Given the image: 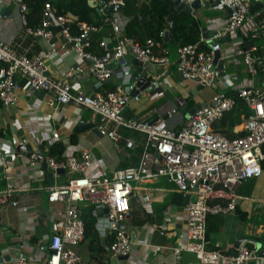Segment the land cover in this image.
Listing matches in <instances>:
<instances>
[{"label": "built area", "instance_id": "obj_1", "mask_svg": "<svg viewBox=\"0 0 264 264\" xmlns=\"http://www.w3.org/2000/svg\"><path fill=\"white\" fill-rule=\"evenodd\" d=\"M6 1L0 0V9ZM180 1L186 6L194 1L208 3L204 11L217 12L204 22L207 37L200 33L196 42L178 45L172 53L159 40L147 39L139 44L127 38L124 34L127 20L120 12L108 14L103 7L96 8L103 20L110 24V40L113 42L108 47L106 38L99 41L104 49L100 55L90 50V35L99 30L98 26L75 23L74 16L56 14L53 7L46 3L39 24L30 29L26 27V5L22 0L13 1L25 33L48 41L58 28L63 40L71 44L78 57L91 62L89 72L95 78L97 91L89 95L73 89L67 79L75 70L67 72L62 79L51 76L45 58L52 49L35 55L18 54L9 43L1 40L0 102L6 107L15 106L19 97L17 91L31 97L35 91L42 90L51 105L71 104L88 109L92 114L89 122L115 146L122 144L125 149H140L137 164L101 174L90 172L92 153L89 150L63 155L60 159L39 149L30 150L29 166L47 165L54 181L60 176L59 170L66 173L60 183L46 187V203L60 205L61 209L55 213V219L42 228V240L38 246L43 258L38 264H84L75 251L85 236L80 214L82 206H91L90 214L95 218L96 231L111 236L112 241L108 245L110 253L115 257L129 254L132 245L126 237L125 220L130 212V198L144 182L156 179L178 193L195 195V200L185 208V234L172 248L174 258H180L182 252L192 253L199 264H219L221 261L247 264L257 258L247 238L239 240L236 247L223 249L216 245L209 248L205 233L209 216L235 211L240 183L262 174L264 0ZM102 2L104 6H123L121 0ZM256 5L258 7L251 11ZM74 23L78 27L76 34L71 32ZM170 28L171 23L167 22V26L158 33V38H168ZM224 38L228 40L224 41ZM216 52H219V57L214 62ZM171 54L175 55V62ZM132 58L148 68L153 94L140 89L133 81ZM173 63L182 80L196 87L202 85L203 88L213 89L209 100L193 113H189L186 97L175 96L167 109L153 114L154 119L127 114L130 104L139 102L143 95L151 99L162 96L161 79ZM152 66H158L159 71L150 72ZM229 70L234 72L230 74ZM239 70L245 74L244 78H239ZM17 79L25 84L19 86ZM113 79L114 88L106 89L105 86ZM227 91L236 93L250 111L241 122L243 134L234 138L214 130L220 117L235 107L236 100L227 95ZM47 117L51 118L50 115ZM59 140L56 130L41 137V141L48 146ZM4 142L0 139L2 169L7 166L8 157L16 154L12 149L3 150L6 146L12 147ZM19 145H22L20 140ZM22 152L27 153L26 150ZM15 190L17 188L12 185L0 189V202ZM143 196V204L149 207L150 194L146 192ZM11 205L18 212L21 223H27L30 209L15 200ZM15 250L14 256H10L7 262L2 258L0 264H27L24 245L21 243Z\"/></svg>", "mask_w": 264, "mask_h": 264}, {"label": "crops", "instance_id": "obj_2", "mask_svg": "<svg viewBox=\"0 0 264 264\" xmlns=\"http://www.w3.org/2000/svg\"><path fill=\"white\" fill-rule=\"evenodd\" d=\"M13 1L7 0L5 5L10 8L11 17L0 18V41L9 43L18 54L35 55L47 53L52 49L45 58L51 76L62 79L67 72L75 70L67 79L72 88L93 95L97 88L95 80L88 76L91 62L78 57L71 44L63 40L58 28L54 30L53 37L48 41L25 33L20 26L16 7L11 5ZM192 13L199 23L200 33L203 36L201 30L205 27L204 22L208 16L203 15L202 8ZM101 38H106L108 43L112 42L110 30L99 29L90 35V41L93 42H98ZM170 43L165 47L170 49L168 47ZM92 52L95 53V50L92 49ZM129 58H131L130 54ZM172 59L175 62V56ZM151 68L150 72L160 69L158 66ZM171 69L174 70L172 75H170ZM175 74L178 75L173 63L168 67L166 76L161 79L162 96L151 99L148 95H143L139 102L130 104L127 114L148 118L155 112L167 109L175 96L186 97L189 110L196 104H205L209 100L213 89L204 95L196 90V86H194L196 88L194 96L184 93L169 97L167 86L170 76L175 77ZM237 74L239 78L245 77L241 70ZM180 80L184 81L181 78ZM17 83L19 86L25 84L21 79H17ZM111 83L115 84V80L113 79ZM17 92L19 97L15 106L6 107L0 102V139L12 146L11 148L6 146L3 150L12 149L16 153L15 156L8 157L6 168L0 171V189L4 190L8 185L17 188L0 202V262L2 258L7 262L10 256H14L15 249L22 243L28 258L27 264H38L37 262L43 258V252L38 246L42 240V228L52 222L55 213L61 209L60 205L52 206L46 203V187L60 183L66 173L62 171L59 178L54 181L47 175L46 167L29 166L27 153L17 150L19 138L24 136L32 151L39 149L49 155L47 152L50 146L41 141V137L56 130L60 136L58 143L64 146L63 155L78 153L81 150H89L92 153L90 172L94 174L109 173L124 166L135 165L139 153L137 149H125L122 144L115 146L109 138L99 137L90 130L75 132L74 128L81 119L87 122L92 120V114L88 109L71 104L54 106L49 104L46 94L41 97L34 95L27 97L20 90ZM48 115L51 118H48ZM233 132H242V124L235 126ZM71 136L75 138L74 143L70 141ZM261 167L260 176L240 183L243 196L237 195L236 209L232 214L208 217L205 240L209 248H214L216 245L223 249L228 246L236 247L243 238L250 240V246L254 249L257 248L259 240L264 236V160L261 162ZM40 172L43 173L42 176L39 175ZM140 187L134 190L130 198V212L125 220L126 237L132 245L130 253L125 256H113L108 250V245L112 241L111 236L101 235L94 227L91 232L85 234L81 243L75 248L82 262L84 264H199L192 253L182 252L178 259L174 258L172 253L175 242L184 237L185 208L189 202L185 203L184 198H176L179 193L160 179L144 182ZM146 192L151 196L149 207L142 201ZM14 200L30 209L26 218L27 223H21L18 212L11 205ZM47 251L45 249L44 252L47 254ZM230 251L232 252L233 248ZM219 264L226 263L221 261Z\"/></svg>", "mask_w": 264, "mask_h": 264}, {"label": "trees", "instance_id": "obj_3", "mask_svg": "<svg viewBox=\"0 0 264 264\" xmlns=\"http://www.w3.org/2000/svg\"><path fill=\"white\" fill-rule=\"evenodd\" d=\"M110 2L113 0H102ZM123 2L122 10L120 11L123 19L127 22L124 26V34L127 38L134 42L143 44L147 39L159 40L164 46L167 43L172 44L175 48L178 45L185 43H194L199 38L200 26L198 21L191 13L179 11L172 17L171 28L168 34V42L165 39H159L158 33L166 26V18L174 10L172 0H121ZM27 7L26 12V27L33 29L39 24L41 19L44 4H50L56 14H71L76 17L75 23H86L89 25L98 26L101 31L111 30L110 24L103 20V17L98 13L95 7H91L87 0H22ZM72 25L71 32L78 33L76 24ZM98 42L91 41L92 51L100 55L104 49L100 47ZM112 42L107 43L110 47ZM106 89L114 88V84L110 83L105 86ZM227 95L232 96L236 100L235 107L225 113L214 125V130L220 134H224L228 138L243 134V132H233V128L242 122V119L250 113L249 109L242 103L236 93L227 91ZM70 141L75 142L74 136H71ZM264 154V145L262 146ZM64 146L61 143H55L48 149V154L55 156L57 159L62 158ZM140 153V149H137ZM91 206L81 207V218L84 222L85 234L89 233L94 228L95 218L90 214Z\"/></svg>", "mask_w": 264, "mask_h": 264}, {"label": "water", "instance_id": "obj_4", "mask_svg": "<svg viewBox=\"0 0 264 264\" xmlns=\"http://www.w3.org/2000/svg\"><path fill=\"white\" fill-rule=\"evenodd\" d=\"M173 1V5H174V10L170 13V15L167 16L166 18V22H171L172 17L177 14V12L179 11H184L187 13H191L194 10L197 9H205L208 6V3H204V4H200L198 1H194L192 2L189 6L184 5V3H182L180 0H172ZM88 4L91 7H95V8H104L105 11L108 14L114 13V12H120L122 10V6L119 4H112V5H105L101 0H87ZM13 5V3L11 4ZM258 6H254L251 11H254ZM0 16L1 18H10L11 14H10V8L8 6H4L0 9ZM203 32V37H207L208 34L205 32V28H202L201 30ZM213 34V33H211ZM228 38H224V41H227ZM165 41H168V38H165ZM246 45H250V42H246ZM219 57V52H216L214 54V62L217 61ZM131 64L133 66V75H132V79L133 81H135V84L137 87H140V89H145L147 91L150 92V94H153V91L151 90V86H149V80H148V68L147 67H143L141 66V63L138 62L135 58L131 59ZM88 76L92 78V80H95V78L93 77V74L90 72L88 73ZM179 77L182 79L181 75H179ZM201 89H203L202 85H198L197 89L198 91H201ZM34 96H38L41 97L42 95H44V92L42 90L40 91H35L34 93H32ZM204 104H196L193 108H191L189 110V113H193L195 110L199 109L201 106H203ZM183 110V108L181 109ZM155 115L151 116L150 119H154ZM83 130H90L93 134L98 135L99 137L102 136L101 133L94 127V124L91 122H87L84 119H81L78 124L75 126L74 131L75 132H80ZM20 142L22 143V145H24V147L22 145L17 146V150L19 152H22L23 150L27 151V156L30 153V146L27 144L26 139L24 136H21L20 138ZM42 166L46 167L47 171H48V176H50V172H49V167L45 164H43ZM2 170V167L0 166V171ZM58 172H62L61 170H59ZM237 195H239L240 197L243 196V192H242V184H240L237 188ZM176 198L182 199L184 198L185 203L188 202H192L195 200V195L191 194V195H184L179 193L177 195ZM256 253H257V258L253 261V262H249L247 264H264V236L259 240V244L257 245V248L255 249Z\"/></svg>", "mask_w": 264, "mask_h": 264}, {"label": "rangeland", "instance_id": "obj_5", "mask_svg": "<svg viewBox=\"0 0 264 264\" xmlns=\"http://www.w3.org/2000/svg\"><path fill=\"white\" fill-rule=\"evenodd\" d=\"M216 14H217V12H213V11H204V13H203L204 16H214ZM168 47L171 49L172 53H174L175 48L171 45V43ZM174 56L175 55H172V57H174ZM152 67H154V66H152ZM228 72L230 74H232L234 71L229 70ZM172 73H174L173 69H171L170 75H172ZM170 77H171V79H170V82L168 83V86H167L168 87L167 93H168L169 97H171V96L173 97L175 94L182 95L184 93L185 94L189 93L192 96H194V94L196 92V90H195L196 88H194V84L189 83L190 84L189 85L187 81H181L180 78L178 77V75H176V74H175V77H172V76H170ZM209 91H210V89H208L207 87L201 89V93L204 95L206 93H208ZM156 106H158V104Z\"/></svg>", "mask_w": 264, "mask_h": 264}]
</instances>
